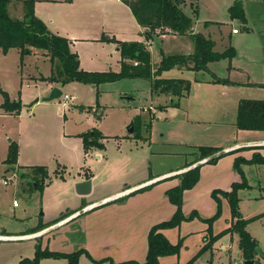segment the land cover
Wrapping results in <instances>:
<instances>
[{
	"label": "rangeland",
	"instance_id": "rangeland-1",
	"mask_svg": "<svg viewBox=\"0 0 264 264\" xmlns=\"http://www.w3.org/2000/svg\"><path fill=\"white\" fill-rule=\"evenodd\" d=\"M186 1L177 2L193 19L186 34L177 33L173 37V31L157 29L151 48L146 43L153 67L160 59L162 48L167 54H188L185 46L193 44L191 35L198 32L193 22L208 17L209 12H214L217 18V22L207 27L212 38L234 27L245 32L259 26L264 18V0L246 2L249 21L245 25L229 16L228 5L233 0H195L191 6ZM8 9L13 17L23 15L18 0H12ZM35 14L54 33L77 38L70 49L78 54L79 65L85 70H119L118 45L105 37L138 41L145 37L132 11L120 0L44 2L37 4ZM161 32L167 35L162 37ZM233 36L237 38L239 34ZM222 46L225 45L217 40L216 50H222ZM244 46L239 47L237 60L242 70L238 72L228 74L226 58L208 62L207 70L173 67L162 71L160 77L185 78L191 83L186 96L174 98L178 106L169 108L166 104L163 109L159 106L170 102L172 97L167 100L164 93L152 91L151 80L144 77L98 85L77 80L64 84L52 82L62 94L41 100L52 89L42 79L51 69L45 51L31 47L20 60V50L16 47L6 52L0 49V86L12 102L19 103L18 113L0 115V234H32L46 226L42 234L35 236L0 239V264L32 260L36 248L73 252L83 247L82 215L58 223L71 215L70 210L79 207L84 197L92 200L111 192L122 193L127 183L159 172L178 171L179 166L197 157V146H215L227 140L234 145L240 140L236 136L242 132L235 126L238 100L264 98V86L254 84L264 82L261 73L264 46L259 50ZM250 59L256 62L251 63ZM212 75L234 79L240 84L223 93L221 86L205 84ZM63 94L70 96L65 106ZM36 97L40 100L35 102ZM1 99L0 93V102ZM149 107H155V116L150 114L153 110ZM93 130L100 132L96 136L99 144L85 150L81 134L89 138ZM257 133L264 135V131ZM253 138L257 137H248ZM10 141L17 144L18 150L17 161L11 166L3 162ZM249 164L239 163L240 173L249 187L237 191L238 212L242 218L249 219L246 229L257 239L261 250L256 252L254 264H264V163ZM40 165L44 169L36 171L34 167ZM87 175L92 180L91 191L80 196L74 186ZM216 180L217 177H206L200 191L187 197L184 219L165 233L171 244H177V250L159 256L161 264L184 263L193 257L196 264H242L236 233L226 232L213 239L232 220L227 199L222 200L221 194H218L221 199L217 212L213 189L208 188ZM192 208L196 211L192 212ZM205 244L208 247L202 250ZM134 254H141L140 245ZM79 258V264H112L103 261L104 257L96 262L85 255ZM36 264H68V261L65 257L45 256Z\"/></svg>",
	"mask_w": 264,
	"mask_h": 264
},
{
	"label": "trees",
	"instance_id": "trees-1",
	"mask_svg": "<svg viewBox=\"0 0 264 264\" xmlns=\"http://www.w3.org/2000/svg\"><path fill=\"white\" fill-rule=\"evenodd\" d=\"M11 1L12 0H0V49L2 52H6L9 48H18L20 50V60H22V56L25 53L30 52L31 47L43 49L48 56L51 69L49 75L42 79L50 83L58 82L64 84L71 80H77L98 85L103 82L116 81L123 78L144 77L151 80L152 91L164 93L165 95L172 97V100L167 104L170 106H177L178 102H175L174 98L186 95L189 92L191 83L189 79L185 78L160 77L162 71L173 67H183L195 71L207 70L208 62L217 61L222 58L231 59L235 54V50L232 46H229L222 51L214 50L213 40L209 37H205L202 33L197 32L191 35L193 39V50L191 53L186 55L167 54L161 49L160 59L155 64V67H153L150 50L146 47L143 41L118 40L114 37H105V39L115 41L118 45V50L121 54L119 70H85L79 65L78 54L71 51L69 39L50 31L46 24L35 15V0H18L22 3L23 8V15L21 18L10 15L8 5ZM121 1L129 7L137 22L145 28L144 36L146 40L157 37V35H155L157 29H159V32L170 30L178 34H186L192 25L193 19L185 14L182 11V8L177 5L178 1L185 0ZM228 9L231 18H238L242 20L243 23L246 22L244 8L240 0L234 1ZM162 33L164 32H161V34ZM212 77L211 80L213 82L233 85L240 84V82L230 80L227 77L220 78L217 76L215 77L214 75H212ZM254 84L264 86V84L261 83ZM0 93L3 97L0 107L5 111L13 112L15 114L18 113L19 103L12 102L8 93L4 91L1 86ZM162 107V105L159 106V108ZM235 126L238 129L264 130V98H240L237 102ZM99 134L100 132L97 130H93L92 133L89 132V138H86L81 134L85 150L93 145L99 144L96 138ZM219 149L220 147L216 146H197V157L188 164L204 158ZM17 151V144L10 141L8 144L7 155L3 162L9 166L16 163ZM218 158L219 157L214 158L208 163H213ZM239 163H264V156L260 153H253L252 157L247 160L241 157H236L233 165L240 173L241 169L239 168ZM200 166L201 165H197L194 168L177 174L176 176L180 179L179 183L166 190L169 200L175 205V211L168 220L161 221L150 227L148 231V248L145 260L142 262H111L112 264H161L159 256L177 250V244H171L160 230L163 228H172L184 219L185 216L182 211L183 191L193 187L198 181ZM34 169L36 171H42L44 168L40 165L35 166ZM240 175V180L233 182L229 191H212L217 206L220 203L218 193L227 198L232 219L230 226L223 229L218 234L213 235V239L229 231L235 232L238 235V251L242 258H255V262H257L255 257V247L258 245V241L246 229V224L249 219L242 218L238 212L239 198L237 196V191L240 187H249L244 175L242 173H240ZM147 187L148 185L136 189L133 192L142 191ZM125 196H121L117 199L125 198ZM219 209L218 206L217 212ZM207 247L208 246L205 244L202 250ZM82 253L88 255L84 248H79L73 252L45 251L36 248L35 257L32 260L23 259L19 264H25L27 262L36 264L40 257L45 256L65 257L67 258L68 264H79V256ZM172 264L196 263L195 258L193 257L184 263L174 262Z\"/></svg>",
	"mask_w": 264,
	"mask_h": 264
},
{
	"label": "crops",
	"instance_id": "crops-1",
	"mask_svg": "<svg viewBox=\"0 0 264 264\" xmlns=\"http://www.w3.org/2000/svg\"><path fill=\"white\" fill-rule=\"evenodd\" d=\"M51 1L63 2L67 0H35L34 13L36 11L37 4H42L44 2H51ZM234 1L236 0H233V2ZM240 1L242 2L244 12H245L246 22L243 23L245 25L249 21L247 12L245 11L246 2H249V1L248 0L247 1L245 0V2L243 0H240ZM186 2L190 5V3L193 1L187 0ZM230 5H228V8ZM192 12L194 14L195 12L194 9H192ZM38 18H40L48 27V24L43 18L41 17H38ZM211 22H217V18L214 17V12H209L208 17H203L202 19H197L196 21H194L193 27L194 29H196L195 30L196 32L197 31L201 32L205 36L213 40L214 50H216L217 40H220L222 45L223 44L225 45V46H222L223 47L222 50L227 49L229 46H232L234 48L235 50L234 56L231 59L226 58L228 59L226 63L227 64L226 70L228 74L234 73L235 71L238 72L242 70L239 64L240 62L239 60H237V57L239 56V47L241 48L243 45H245L244 47L247 49H251V50L258 49L259 50L260 48H263L264 46V18H263L262 23L259 26L254 25L245 32H240L239 30L234 32L233 31V29L235 28L234 27V28H231L230 30H227L225 34L219 33V36H216L214 38H212V35L207 31V27L209 23ZM261 25L262 27H260ZM141 27H142V31L144 32L145 28L143 26ZM48 29L51 31L49 27ZM176 34L177 33L173 34V37H175L174 35ZM233 34L234 35L239 34V37L234 38ZM164 35H167V34H161L160 36L163 37ZM67 38L69 39L70 44L72 43L74 44L75 41L77 40V38H72V37H67ZM151 41L153 40L152 39L146 40L144 37L143 42L145 43V45L146 43L149 44L150 48H151ZM241 42L242 44H240ZM185 47L187 49L186 53H189L193 49V44L191 43L187 44ZM222 50H217V51H222ZM163 51L165 52V50ZM249 62L255 63L256 60L250 59ZM153 65H154V62H153ZM261 73L264 75V61H262ZM230 80H234V79H230ZM206 82H209V83H205L206 85H212L215 87L221 86L220 88H222L221 91L223 93H227L229 90V87L234 86L233 84L213 82L211 79H206ZM255 83H264V82L256 81ZM47 84L51 87H53L54 85L53 83H50V82H47ZM166 98L168 100L170 96L166 95ZM2 101H3V97L1 99V102ZM166 104H167V101L162 106L165 107ZM163 107L160 109H163ZM167 107L172 108L173 106L168 105ZM149 108L150 110L151 109L153 110L150 114H154L155 116V113H156L154 111L155 107L154 108L149 107ZM0 109L2 108L0 107ZM1 111H0L1 116H10L12 114H15L13 112H8L5 110H1ZM240 130H241L240 132L242 133L236 136L237 139H240V140L233 143L234 145L229 144V141L227 140L228 143L227 141L223 142L222 144L220 142V144H216L215 146H218L221 149V148L231 147V145L239 146L243 143H253V145L237 147L236 149L233 150V152H229V153L222 155L213 163L202 164L199 169L198 181L195 183L193 187L189 189H185L183 191V203H182L183 213H185L186 211L184 210L187 209V206H185L187 197L191 195V193L200 191L199 188H201V185H204L202 183L206 177H217V180L213 184L209 185L208 188L217 190V191H229L231 188V184L235 181L240 180V175L238 171H236L237 169L233 165L235 158L241 157L247 160L252 157L253 153H260L262 156H264V148H263L264 145L261 144V143H264V135H262V133H257V132H263L264 130H248V129H240ZM250 136H254L257 138L248 139V137ZM254 143H258V144H254ZM188 163L189 162H187V164H183L182 166H179L178 171L190 165ZM247 164L250 165L249 163ZM173 173L175 172H170V173L159 172L158 174H151L147 176L146 178L127 183L124 185L125 190L135 189V188L137 189V187H140L145 182H148L152 179H156L158 177H164L156 182L149 184L148 187L142 191H136L131 194H124L123 196L126 195L125 198L111 200L101 206L91 208L87 210L85 213L81 214L83 218L82 228H83V234H84V239H83L84 246L81 248H84L89 255L88 256L85 253H83L81 254V256L85 255L86 257H89L95 262L97 261V259L103 258V257H104L103 261L108 260L109 262H113V263L122 262V261H137V262L144 261L146 254H147L148 231L150 227L161 221L168 220L175 211V205L169 200L167 193H166V190L168 188L177 185L180 181L178 176L171 177ZM87 178H90V175L83 176V178L81 179L83 180ZM78 181H81V180H78ZM89 193L87 194L77 193V194L80 196H86ZM119 193H121V191L111 192L107 196H102V197L92 199V200H87V197H84L83 201L85 200V202L82 201L79 207L71 209L70 211L74 213L76 210H79L82 207L90 205L101 199L115 196ZM224 197L225 196L222 197V200ZM192 211H196L195 208H192ZM230 224L231 222L230 223L228 222L229 226ZM45 227L46 226L44 225V228L40 229L39 231L35 233L31 234L27 232L25 234H27L28 237H30L31 235L35 236L38 234H42V232L46 230ZM168 229L170 228H163L160 231L165 235ZM228 233L234 234L235 232L229 231ZM25 234L23 233L22 234L21 233L20 234L3 233V234H0V237H6V239H2V240L24 239ZM138 245L141 246L140 255L134 254V250L136 249Z\"/></svg>",
	"mask_w": 264,
	"mask_h": 264
},
{
	"label": "water",
	"instance_id": "water-1",
	"mask_svg": "<svg viewBox=\"0 0 264 264\" xmlns=\"http://www.w3.org/2000/svg\"><path fill=\"white\" fill-rule=\"evenodd\" d=\"M61 94H62V91L59 89V87L54 86V87H52L50 93L48 95H46V96H43L41 98V100H51L53 98L60 97ZM38 100H40L39 97H36L34 99L35 102L38 101ZM132 130H133V128L130 127L129 131H132ZM254 144H258V143H254ZM261 144L264 145V143H261ZM247 145H253V143H243V144H241L239 146H231V147H228V148H221V149L213 152L212 154H210V155H208V156H206V157H204V158H202L200 160H197V161L193 162L192 164L188 165L187 167H185V168H183V169H181L179 171H176L173 174H179V173H182V172H184L186 170L194 168L197 165H202L204 163H208L210 160H212L214 158L221 157L222 155H224L226 153L232 152L237 147L247 146ZM162 178H164V177H158L156 179H152V180H150L148 182H145L140 187H137V189L142 188L144 186H147V185H149V184H151L153 182H156V181H158V180H160ZM74 188H75V191L78 194H87V193H89L91 191V180H90V178L83 179L81 181L76 182ZM135 190H136V188L135 189H126L122 193H119V194H117L115 196L107 197V198L101 199L99 201H96V202H94V203H92L90 205H87L85 207H82L79 210H77L76 212H74L71 215H69L68 217H66L65 219L61 220L58 224L64 223L68 219L70 220V219H72V218H74L76 216H80L81 214L85 213L87 210H89L91 208H94V207H97V206H101V205H103V204H105V203H107V202H109L111 200H115V199L123 196L124 194H129V193H131V192H133ZM0 238L1 239H6V237H0ZM9 238H11V237H9ZM255 252L261 253V250H260V248L258 246L255 247ZM254 263H255V258H248V259H243L242 260V264H254Z\"/></svg>",
	"mask_w": 264,
	"mask_h": 264
},
{
	"label": "built area",
	"instance_id": "built-area-1",
	"mask_svg": "<svg viewBox=\"0 0 264 264\" xmlns=\"http://www.w3.org/2000/svg\"><path fill=\"white\" fill-rule=\"evenodd\" d=\"M237 28H234L233 31H237ZM63 98L64 100L62 101V105L65 106L67 104L68 99L70 98V96L68 94H63ZM16 204V202L14 201V205Z\"/></svg>",
	"mask_w": 264,
	"mask_h": 264
}]
</instances>
